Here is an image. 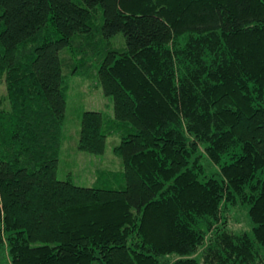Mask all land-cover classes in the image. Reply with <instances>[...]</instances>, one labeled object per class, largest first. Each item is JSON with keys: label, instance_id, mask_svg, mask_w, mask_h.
Here are the masks:
<instances>
[{"label": "trees", "instance_id": "16d2710c", "mask_svg": "<svg viewBox=\"0 0 264 264\" xmlns=\"http://www.w3.org/2000/svg\"><path fill=\"white\" fill-rule=\"evenodd\" d=\"M88 58L114 116L85 111L79 148L118 134L124 163L93 187L57 177ZM3 81L11 264H264V0H0ZM240 205L252 233L229 226Z\"/></svg>", "mask_w": 264, "mask_h": 264}, {"label": "rangeland", "instance_id": "374dc122", "mask_svg": "<svg viewBox=\"0 0 264 264\" xmlns=\"http://www.w3.org/2000/svg\"><path fill=\"white\" fill-rule=\"evenodd\" d=\"M125 39L122 34L114 37L113 41ZM64 50L62 55H69ZM79 74H68L69 90L67 92V113L63 125V139L59 156L57 177L60 180H71L79 186L93 187L98 185V173L101 170H124L122 158L115 153V147L121 142L118 134L109 135L105 151L100 154L83 151L79 148L82 115L85 111H101L108 116H114V103L111 96L104 93L96 80L95 73L99 66V60L88 58ZM91 61V63H90ZM68 73V72H67ZM6 94V84L0 83V99ZM208 171H212L215 165L206 157L204 159ZM124 184L117 183L114 188H122ZM229 226L234 231H246L252 233V223L249 219L248 206L240 205L229 211ZM168 256H166L167 258ZM0 264H11L6 250L0 247Z\"/></svg>", "mask_w": 264, "mask_h": 264}]
</instances>
